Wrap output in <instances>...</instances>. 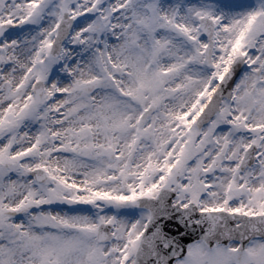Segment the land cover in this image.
Here are the masks:
<instances>
[{
  "label": "snow or ice",
  "instance_id": "snow-or-ice-1",
  "mask_svg": "<svg viewBox=\"0 0 264 264\" xmlns=\"http://www.w3.org/2000/svg\"><path fill=\"white\" fill-rule=\"evenodd\" d=\"M0 264H264V0H0Z\"/></svg>",
  "mask_w": 264,
  "mask_h": 264
}]
</instances>
